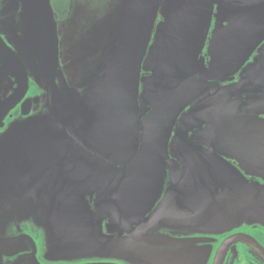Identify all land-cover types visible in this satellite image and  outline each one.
<instances>
[{
	"label": "water",
	"instance_id": "water-1",
	"mask_svg": "<svg viewBox=\"0 0 264 264\" xmlns=\"http://www.w3.org/2000/svg\"><path fill=\"white\" fill-rule=\"evenodd\" d=\"M117 1L123 26L104 44L115 39L119 45L111 44L96 67V75L106 73L84 81L60 70L51 0H10L6 12L18 13L11 26H22L16 38L35 57L33 79L43 85L47 113L12 125L0 139V189L8 178L19 180L6 168L16 159L34 222L57 259L107 246L148 261L149 226L141 219L151 205L147 192L160 191L166 166L180 192L169 201L180 215L146 223L211 232L264 226V185L244 176L264 180V0ZM100 37L90 39L92 47ZM255 51L259 59L246 66ZM0 65L17 79L12 95L0 100L2 127L27 95L29 76L1 34ZM237 74L238 82L219 86ZM172 133L179 136L180 153L173 155L179 164L167 156ZM93 194L95 211L86 201ZM144 204L147 210L137 212ZM108 217L107 236L102 222Z\"/></svg>",
	"mask_w": 264,
	"mask_h": 264
},
{
	"label": "flooded vegetation",
	"instance_id": "flooded-vegetation-1",
	"mask_svg": "<svg viewBox=\"0 0 264 264\" xmlns=\"http://www.w3.org/2000/svg\"><path fill=\"white\" fill-rule=\"evenodd\" d=\"M9 3L10 0H0V34L5 44L24 65L29 76V90L23 101L4 118L3 126L0 127V139L7 134L12 125L23 122L30 117L47 113L43 85H37L33 79L34 67L30 60L35 57L33 53L26 51L21 38H16V35L22 34V26L20 24L11 26L12 20L18 16V13L6 12L10 9ZM18 4V12H20L21 4L19 1ZM159 21L160 17L157 22ZM56 22L60 41L59 60L62 73L71 77L77 76L81 78L80 76H82L84 81L89 75L102 77L106 71L98 76L95 73L96 67L105 56L109 46L111 44L118 46V41L114 39L108 44H104L98 40L94 42L92 47L90 34L85 37L84 32L82 37L67 42L66 38H62L64 34L63 26L59 24L57 19ZM213 27L214 21L212 22L208 38ZM13 29L15 32H13ZM61 34L62 37L60 36ZM207 48L208 41L202 52L206 66L209 62V57L206 55ZM259 57L260 54L255 51L250 56L246 66L256 63ZM0 75V100H4L10 97L17 88V79L11 68L0 70ZM142 75L146 76L148 74L142 73ZM238 81L239 74L235 76L233 81L221 83L219 86L226 87ZM245 97L248 96L241 95L242 99ZM25 100H28V102L22 108ZM26 110L29 111L28 115H22V112ZM260 119L264 120V115H261ZM187 137L192 140L195 137V133L190 132ZM176 138H179L177 134H170L167 144V156L170 161L179 164L180 161L173 156L174 152L180 153V144L174 141ZM72 145L78 147L77 149L83 155H90V150L85 145H80L76 141H73ZM200 145L206 147L205 145ZM227 161L244 175L235 160L227 159ZM7 163L6 168L9 171H15L16 174L14 175L19 180L8 178L3 184L7 186V189L5 188L3 192L0 189V202L6 200L4 205L0 207V264H264L263 225L243 224L234 229L211 232L183 228L173 223H146L149 220L151 222L160 218L180 215L177 211L180 206L171 205L169 201L174 196L179 195L180 192L176 190V185L178 184L173 181L175 175L171 173L170 168L167 166L160 191L152 188L147 192L149 196L148 202L151 205L141 219L149 226V229L145 231V237L148 241L145 247L148 250V261L139 255L125 256L122 251L114 253L112 252L114 249L107 246L94 253L81 254L69 259H57L56 256L49 254L50 245L44 230L34 222V215L31 211L33 208H30L26 197L25 186L27 183L21 180L22 175L17 160L8 159ZM244 176L249 182H257L260 185H264L262 178ZM156 194H158V197L154 199ZM165 199L167 202L164 207L166 213L162 215L159 211ZM95 200V194L86 196L87 204L92 211L96 209ZM147 207L148 204L138 205L136 211H145ZM108 225H110L109 217L102 222L103 233L107 236L110 235L107 230ZM135 227L136 225H133V228ZM122 237L128 238L129 234L124 232Z\"/></svg>",
	"mask_w": 264,
	"mask_h": 264
},
{
	"label": "rangeland",
	"instance_id": "rangeland-1",
	"mask_svg": "<svg viewBox=\"0 0 264 264\" xmlns=\"http://www.w3.org/2000/svg\"><path fill=\"white\" fill-rule=\"evenodd\" d=\"M51 6L64 28L63 37L60 36L67 42L82 37L85 32V37L100 35L106 43L115 35L114 27H119L120 22L123 26L124 22L117 0H51Z\"/></svg>",
	"mask_w": 264,
	"mask_h": 264
}]
</instances>
